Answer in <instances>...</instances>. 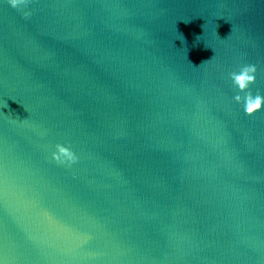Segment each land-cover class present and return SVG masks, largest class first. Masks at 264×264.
Masks as SVG:
<instances>
[{
  "label": "water",
  "instance_id": "obj_1",
  "mask_svg": "<svg viewBox=\"0 0 264 264\" xmlns=\"http://www.w3.org/2000/svg\"><path fill=\"white\" fill-rule=\"evenodd\" d=\"M247 64L264 0H0V264H264Z\"/></svg>",
  "mask_w": 264,
  "mask_h": 264
},
{
  "label": "clouds",
  "instance_id": "obj_2",
  "mask_svg": "<svg viewBox=\"0 0 264 264\" xmlns=\"http://www.w3.org/2000/svg\"><path fill=\"white\" fill-rule=\"evenodd\" d=\"M7 2L13 9L19 10L22 6H27L30 0H7ZM29 15L30 13H24L25 18ZM256 78L257 67L254 64L243 65L238 71L229 73L233 88L237 89L238 93L244 94L243 96L237 94L233 99L235 103L242 105L244 113L249 117L264 110V94L258 90L253 94L251 90V86L256 84ZM55 148L56 151L52 153V159L56 163L67 164L68 166L76 163L77 157L69 147L57 144Z\"/></svg>",
  "mask_w": 264,
  "mask_h": 264
}]
</instances>
